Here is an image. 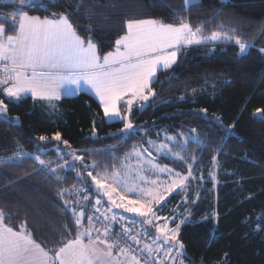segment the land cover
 <instances>
[{
  "label": "snow or ice",
  "instance_id": "obj_1",
  "mask_svg": "<svg viewBox=\"0 0 264 264\" xmlns=\"http://www.w3.org/2000/svg\"><path fill=\"white\" fill-rule=\"evenodd\" d=\"M16 2V12L0 16L11 25L9 29L0 23V120L9 123L18 122L20 117H9L6 99L19 102L30 95L49 102L54 108L51 102L62 95L91 93L99 100L105 120L123 123V128L118 130L121 134L133 133L140 128L130 119L133 107L150 106V98L157 97L152 85L177 78L173 73L171 77L166 76L165 81H159L157 73L172 70L186 48L230 43L238 47V56H244L254 47L236 34L241 31L239 28L220 23L214 25L216 30L207 32L211 22L193 26L176 15L179 21L176 24L160 19H128L124 34L114 41L113 50L101 53L93 37L87 35L90 28L81 36L73 26L70 17L75 13H52L51 18H41L23 10L34 7L37 0ZM38 2L47 10V4L55 0ZM183 3L180 11H188L200 0H183ZM84 15L92 19L98 14ZM219 15L221 13L217 12L213 19ZM9 31L13 34H8ZM258 51L264 54V48ZM193 113L207 115L208 109L193 110ZM255 114L264 116V108L255 109ZM209 119L225 131L226 137L235 135V124L225 126L214 114ZM95 123L93 120V136L96 135ZM35 139L59 143L52 149L37 144L35 152L18 148L10 156H0V175H11L9 169L22 168L26 161H31L33 173L39 172L45 180L55 181L60 231L52 233V246L37 242L26 222L14 227L5 222L7 213L0 209V264H165L166 260L171 264H184L185 258L191 259L180 232L182 226L200 222L193 220L192 207L200 199L198 188L205 181L203 170L194 168L199 165V158L193 152L211 147L201 140L195 128L189 129L188 135L177 131L174 135L165 133L162 141H146L156 156L134 146L125 161L134 158L136 164L123 163V175L116 169L108 172L107 168L103 174L97 171L94 175L99 162H85V156L73 149L59 131L51 137L40 135ZM191 144L197 149H190ZM112 148L115 146L106 150ZM50 151L55 152L56 158L43 159ZM215 151L208 173L213 190L219 183L217 172L222 167L217 156L224 149ZM157 157L171 158L184 170L161 164ZM66 172L75 174L79 187L76 184L61 187L67 181V175L61 173ZM161 176L167 179L161 180ZM13 183L15 181H8L7 186ZM193 184L197 187L193 188ZM190 188L195 193L192 199H189ZM178 191L182 194L184 211L179 212L181 205H177L170 210L171 216L158 215L168 197ZM127 213L135 215L129 217ZM208 219V216L201 217L202 221ZM211 219L214 226L210 238L215 239L219 213L214 211ZM114 226L118 230H114ZM255 230L264 231V219L259 220ZM226 257L227 253L224 264H229Z\"/></svg>",
  "mask_w": 264,
  "mask_h": 264
},
{
  "label": "trees",
  "instance_id": "obj_2",
  "mask_svg": "<svg viewBox=\"0 0 264 264\" xmlns=\"http://www.w3.org/2000/svg\"><path fill=\"white\" fill-rule=\"evenodd\" d=\"M183 6V0H55L44 10L37 0L34 7H24L29 15L41 18H51L52 13H75L70 17L73 26L81 36L90 28L87 35L93 37L101 53L113 50L128 19H160L176 24V15L193 26L211 22L207 32L216 30L214 25L220 23L239 28L241 31L236 34L254 47L244 56H238V47L230 43L186 48L172 70L157 73L159 81L173 73L177 78L154 83L157 97L150 98V106L133 109L130 118L140 128L129 134L119 133L123 123L105 120L102 107L87 93L63 97L53 104L54 108L31 96L19 102L6 99L9 117L19 116L20 120H0V156H10L18 148L35 152L37 144L52 149L59 142H40L35 138L51 137L59 131L73 149L85 156V162L97 161L99 171L107 168L111 172L134 146L158 138L161 131L188 134L189 129L195 128L201 140L211 145L193 152L199 158V167L207 170L215 150L223 147L224 151L217 156L222 167L216 193L210 190L212 183L208 182L192 207L193 220L200 222L181 227L180 239L191 258H185L186 264H224L225 253L229 264H264V231L255 230L259 220L264 219V116L255 114V109L264 108V54L258 51L264 48V0H200L188 11H180ZM16 11V0H0V16ZM217 12L221 15L213 19ZM81 13L98 15L87 19ZM0 23L11 28L2 19ZM203 108L208 109L207 115L193 113ZM121 110L124 111L123 104ZM212 114L225 126L235 124V135L226 137L225 131L209 119ZM110 146L115 148L106 150ZM189 147L197 149L194 144ZM42 158L54 160L56 154L50 151ZM158 161L178 168L172 159ZM32 167V162L26 161L22 168L9 169L11 175H0V209L7 213L6 223L18 228L26 222L37 242L52 246V233L60 231L57 188L55 181L33 173ZM26 172L30 174L23 175ZM61 175H67L61 187H79L74 173ZM8 181L15 183L7 186ZM181 198L180 193L173 194L164 207L181 205ZM214 211L220 219L215 239H211ZM203 216L209 219L202 221Z\"/></svg>",
  "mask_w": 264,
  "mask_h": 264
},
{
  "label": "rangeland",
  "instance_id": "obj_3",
  "mask_svg": "<svg viewBox=\"0 0 264 264\" xmlns=\"http://www.w3.org/2000/svg\"><path fill=\"white\" fill-rule=\"evenodd\" d=\"M6 1H8V2H12V1H14V0H6ZM218 44V43H217ZM211 45H213V44H211ZM134 107H136V106H134ZM134 107H133V109H134ZM136 108H138V107H136ZM140 109V108H139ZM131 119V118H130ZM107 121H112V120H107ZM168 134V135H172V134H169V133H167L166 132V130H163V131H161V135L158 137V138H156V139H152V141H158V140H163V136H164V134ZM125 134H129V133H125ZM185 135H188V134H185ZM148 141V140H147ZM135 148H137V149H147L148 151H151L152 153H153V156H156V153H155V151H153V149H152V147L148 144V143H145V144H143V145H140V146H137V147H135ZM133 153V149L129 152V153H127V154H132ZM126 156V155H125ZM125 156L122 158V160H121V162H120V164H119V166L116 168V170H119L120 172H121V174L123 175L124 174V168L122 167V164L123 163H129V164H132V165H135L136 164V160L133 158V159H130V160H127V161H125ZM159 158H161V157H157V161H158V159ZM169 159H171V158H169ZM159 162V161H158ZM160 163V162H159ZM161 164H163V163H161ZM169 167H171V168H175V167H173V166H171V165H168ZM77 167H79V164L77 163ZM194 168H198V169H202L203 170V175H204V177H205V181L203 182V184H202V186H200L199 188H198V191H199V197L201 196V194H202V192L207 188V183L208 182H211L212 183V181L208 178V173H209V171L211 170V165L208 167V169L206 170V168H203V167H199L198 165H196V166H194ZM177 171H183L184 169H183V167L182 166H180V167H178V168H175ZM90 171H92V169H89ZM81 171H83V169H81ZM100 172L101 174H103L104 172H101V171H99L98 169H96L95 171H93V174L95 175L96 174V172ZM218 173H219V170H218V172H217V178H218ZM152 179H156V177L155 176H152L151 177ZM160 179L161 180H165V179H167V177H165V176H161L160 177ZM217 186H218V183L215 185V189L213 190V188H214V186H213V183H212V187L210 188V190L215 194L216 193V190H217ZM197 187V185L196 184H193V188H196ZM178 193H179V191H178ZM189 193H190V195H189V199L191 198V196H194L195 195V193L193 192V190H192V188H190L189 189ZM173 194H175V193H173ZM172 194V195H173ZM181 194V193H180ZM171 195V196H172ZM181 196H182V194H181ZM133 199H135L136 197H132ZM169 198L170 197H168V199H167V201L169 200ZM181 200H182V198H181ZM167 205V202L165 203V205L164 206H166ZM174 208H176V206H174V207H163L162 208V210H160L159 212H158V215H160V216H162V217H164V216H171L173 213L170 211L171 209H174ZM118 211H123V210H118ZM178 211L179 212H183L184 211V206L182 205V203H181V207L178 209ZM127 215L129 216V217H133L135 214H132V213H127ZM169 264H171V261L169 260V262H168ZM184 264H186V262H185V260H184Z\"/></svg>",
  "mask_w": 264,
  "mask_h": 264
},
{
  "label": "crops",
  "instance_id": "obj_4",
  "mask_svg": "<svg viewBox=\"0 0 264 264\" xmlns=\"http://www.w3.org/2000/svg\"><path fill=\"white\" fill-rule=\"evenodd\" d=\"M14 1H15V0H14ZM87 94L92 95L91 93H87ZM78 95H79V94H78ZM29 96H30V95H29ZM74 96H75V95H74ZM92 96H93V95H92ZM26 97H28V96H26ZM26 97H24V98H26ZM63 97H67V96H63V95H62V96L60 97V99H62ZM93 97H94V98L98 101V103L100 104L99 100H98L95 96H93ZM24 98H22V99H24ZM22 99H21V100H22ZM60 99H59V100H60ZM36 100H38V101H43V102H47V101H44V100H41V99H38V98H37ZM59 100H54V101H52V102H51L52 105L55 104V103H56L57 101H59ZM47 103H49V102H47ZM121 105H122V104H121ZM100 106H101V105H100ZM134 108H135V107H134ZM168 262H169V260H166V261H165V264H169Z\"/></svg>",
  "mask_w": 264,
  "mask_h": 264
},
{
  "label": "built area",
  "instance_id": "obj_5",
  "mask_svg": "<svg viewBox=\"0 0 264 264\" xmlns=\"http://www.w3.org/2000/svg\"><path fill=\"white\" fill-rule=\"evenodd\" d=\"M90 214V213H89ZM99 226V225H98ZM114 230H118L117 226H114ZM116 239H118L119 237H114Z\"/></svg>",
  "mask_w": 264,
  "mask_h": 264
}]
</instances>
